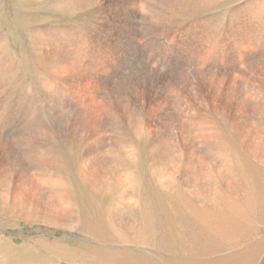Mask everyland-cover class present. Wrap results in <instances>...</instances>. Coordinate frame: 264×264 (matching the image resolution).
Instances as JSON below:
<instances>
[{"label":"rangeland","instance_id":"obj_1","mask_svg":"<svg viewBox=\"0 0 264 264\" xmlns=\"http://www.w3.org/2000/svg\"><path fill=\"white\" fill-rule=\"evenodd\" d=\"M144 1L145 0H140L139 2L138 0V3L136 4L141 5L146 10L144 5L147 1L145 2V4ZM241 1L217 0L214 5L210 7H204V10H202L203 7L199 5L200 2H194V0H185L186 3H184L188 6L189 9L183 7L185 9L184 13L180 12L179 9L167 15L165 11L163 12V14L166 16V18L160 21L154 20L145 11V14H143L142 16L143 29L145 30L141 31L139 39L140 41H142L141 43L145 45V43H148V41L150 40L151 34L155 36L161 33V37L153 41H162L163 43H167L169 33L175 31L174 28L176 26L174 27V25L178 26V23L179 25L185 23L183 26L191 25L193 28H195L194 25L197 24L201 30H206V27L208 28L210 25L213 24L212 36H215V38L217 37V35L219 37H224V35L228 31V28L231 27V32H234V35H236V32H241L244 35L246 30L248 33L244 36H246V39H248L247 43L250 44V49L254 50L256 48L254 46H257L262 42L256 40L255 35L251 34L252 30L248 31L245 26L246 23L248 24L251 18L253 19V17L249 14V10L247 11L246 3L250 0ZM132 2L133 0H128L125 3L119 0H0V67L3 69L0 71V85H2V81H5L3 83L5 89L0 87V134L4 137L7 136L10 141V145L18 151V154L15 157L11 158V160H8L5 157V154L0 152V254H3V256H0V261L15 258L20 261L18 262L19 264H103L95 263L94 260L93 262H90L88 260L90 258L88 256V252H90L92 249H95L98 251L101 250L110 252H115L116 250V253H118L120 258H123L122 256L126 257L128 254V256H133L135 260V263L133 264L147 263L150 254L146 251H153L154 256L152 254L150 255V258L153 259H150L149 262L156 261V263H161L160 258L158 257L159 251L164 256L165 253H163V249H165L167 244H169L171 241L170 236L167 237V235L170 234L168 231L169 228L167 227L166 223L168 222L170 224H174L175 222L178 223L177 221H179V223L180 221L183 222L180 223V229H183L182 232L184 233L185 237H183L185 241L183 240V238L181 239L183 240L182 243L185 244L186 249L188 248L187 251H185V254H187L189 257H192V260L194 259L196 261H199L200 258L209 259L211 253L215 252V254H213L212 256L215 255L214 257H218L219 262H221L223 261V259H229L230 256H239L242 253L239 251H241L243 247L250 243H255L257 241L259 242L261 241V239L264 242V164L257 165L254 163L251 166L250 162H247L245 160V162L239 160L238 163H235V165L232 167L233 170L229 171L226 176L212 177L211 173L212 175L215 174V168L210 163H204L200 165L202 167L196 173L189 171L187 173V176L183 175V173L180 171L173 172L171 175L172 182L170 183L168 174L171 171L166 167L167 164L172 162L168 158L179 156L180 147L181 150H183V158L185 161H187L189 145L187 146V141L185 139V137L187 136L185 134H182L181 137H178L177 139L175 137H170L168 143L159 144V133L161 125L158 121V118L155 119V121L157 120L158 122H152V120L149 118L151 116V112H153V99L156 97H160V95L157 94L158 89L153 91L152 93L150 89H148L149 93L153 95H150L143 90H141L140 92L139 101L136 103L134 109V116L141 123L143 128V134L136 135L132 131H128L130 134L128 132L125 133V135L128 137V142L125 141V143H131V146L126 148L127 150H132L133 154H131V160H126V158L125 160H122L124 157L125 150L119 148L118 146L114 147L115 153H111L114 156L112 157L113 162H111L112 167L114 169L112 170L114 175L116 171L119 172L122 168L130 167L129 169L132 171V175H130L128 179V186L129 188H131L128 192V198L132 199V203L129 205H125L121 202V199H119L121 186L120 182L117 179H114L115 182L113 183L115 184H113L111 181H104L101 178L100 174L99 177L101 182L103 184L105 183V187L102 188V190L97 185L95 187L92 182L87 181L89 179L84 175L85 170H83L82 166L84 165L85 161H88L92 157L91 151H93V149L89 148V138H87V136H84V138L81 139L78 136L76 137L75 135L72 136V134H65L61 132L65 129L68 123V121L65 119L71 115L73 109L78 108V104L73 101L75 95L80 92L96 94L102 84L100 85V82L97 77L93 78V76L87 77V79L89 78V80L91 81V85H87L86 83L83 85L81 83L85 82V76L61 79L53 75L50 70H47L44 67V65L45 61H47V59H45L46 54H51V51L53 50V48L48 46H51V44L55 43H53L52 41H47V46L46 40H42V38H39L40 35L36 34L35 32H40L42 30L44 34L48 31L51 32L48 36V39L50 40L53 39L57 33L65 32V34L67 33V35L63 36L65 38H69L68 40H65V44L68 43L66 47L70 48V51H66L67 53L65 55L63 53L64 56L69 55L70 53H74L75 55H84L85 44H88L87 46L91 48V53H98L94 52L92 47H95V49H98V51L103 50L101 53H103L105 59H100L102 61L101 71L105 69L103 61L105 63L113 64L114 67L112 66V69L115 68L114 70H116L117 68L119 69V66L121 65V60L116 59L117 56H115L113 53L108 55V49H114V47L118 45V41L121 40L120 33L122 29L116 35H114V30L119 24V20H121L119 18H123L126 16V14L132 12L131 8L135 4L134 2V4H132ZM189 2H191V4ZM220 5L223 6L220 7ZM77 9L81 10L79 11ZM181 14H183V16ZM169 21V26L165 27ZM149 22L154 24L150 26ZM261 22L260 24H262ZM201 23L203 25H201ZM156 27H158L157 30H152L153 28L156 29ZM215 31L218 32L216 33ZM257 34L261 33L257 32ZM146 35L148 36L147 39ZM37 36L39 39L37 38ZM205 36H208L206 32L201 35V37ZM72 37L73 41L71 40ZM35 41L38 43H36ZM42 42L45 45H41L43 48H41L40 46ZM71 43H73L74 46ZM38 44L39 46H37ZM69 44H71V47ZM72 46L74 48H72ZM99 47H103V49H100ZM34 50H38L37 52L40 53L39 56H41L42 59L40 58L39 61H37V59L35 58ZM253 53L254 52L252 51L250 54L246 55V57H248L246 58L248 61L246 60L245 65L247 63V66L249 64H255L260 59H264V53L260 54L259 52V55ZM227 55L229 59L228 61H230L229 64L231 67V71L233 72L234 70L236 74L237 68L241 65V63H236V61L238 60L236 59L238 52L230 50V53H228ZM109 57H113V61L110 60L111 62H108L106 58ZM150 57L151 55H148L150 63L154 64L156 62L155 65H160L155 58ZM215 58H212V61L209 65H219L221 57L215 55ZM141 62L146 63L147 59H143V61ZM9 65L15 68L12 74L7 68L9 67ZM199 67H201V65ZM45 69L47 71H45ZM105 70H107V68ZM231 71L229 70L230 74L233 75L234 72L232 73ZM114 74L115 73L112 72L111 75L108 76L109 78H106V75L101 76V78L105 77L104 79L109 82L116 81L119 83L120 77L114 76ZM6 77L7 79H5ZM250 82L257 83L255 79L251 80ZM46 83H57L63 91L68 90L67 87L73 89L72 85L78 86L79 88L76 94L73 92L69 95V92L66 91V94L68 95L67 97H65L61 93H56V96L54 98L55 103L51 105L49 103L50 101L47 95V89L45 85ZM24 94H26L25 96L28 97H24L23 99L26 98L27 100H29L30 103H27L29 105L28 110L27 108L25 109L24 103L22 101V97ZM204 99L206 101H211L213 99V96L205 93ZM202 102L205 103V101ZM211 104L213 105V103H210V105ZM22 105L24 109L23 107L21 108ZM60 108L64 109L62 110ZM254 112L258 114L259 109L256 108ZM26 114L29 115L27 116ZM146 115L148 117H146ZM53 116H57L58 118ZM60 120H64L62 126L60 124ZM244 123L247 124V121H244ZM29 126L31 128H29ZM125 129H127V125H120V131H125ZM40 130H46L48 131V133H45L44 135L40 134ZM224 130H226V128H224ZM224 130L220 129L218 130V132L220 134H223L226 139V135L228 134H225ZM115 131H117V129ZM26 132L28 135L26 134ZM29 134H31V136ZM33 135L35 136L34 139ZM24 136L25 138L28 137V139H25ZM63 137L66 140H64ZM49 138L51 139L49 140ZM36 141H39V143ZM122 141L124 140L122 139ZM31 142L33 143L31 144ZM18 143H21V145ZM228 145L229 147H233L230 146L233 145L232 143L227 144V146ZM205 146L206 144L202 145L201 151L206 153L202 159L208 156L207 153L210 152L211 154L209 155L208 160H211L213 158L215 160L214 151H217L218 149H207ZM118 151L123 153L120 154ZM102 152L105 153L104 150ZM108 159L106 158V161ZM205 160L209 162L207 159ZM98 161L101 162L103 160H100L99 158ZM95 162H97L95 158H93V160H90V163ZM19 163L22 164V167L19 166ZM197 164H199V162H197ZM96 165H98V162L96 163ZM253 171L256 172L253 173ZM201 173L205 175L201 177ZM254 174H256L255 176L258 178V180L260 179L261 181H257ZM163 175H165V178H163ZM54 176L56 178H65L66 184L63 182H56L55 184L54 180H56V178ZM224 177L225 179H223ZM231 179H233V181H231ZM18 180H20V182H18ZM45 180L53 181V186L49 188L45 186V189L39 188V185L37 184L42 183V181ZM28 181L30 182L27 183ZM227 182H230L232 185L229 189L225 188ZM19 183H22L21 187ZM24 183H26L27 185L25 184L23 186ZM63 184H65L66 186V192L64 194L65 201H69L73 205L68 208L63 205V202H59L60 195H63L64 192L62 186ZM130 184H133L132 186H134V188ZM190 185L195 188L197 192L196 197L199 198L201 194L206 196L207 207H209V200L212 199L210 193L216 195V198L220 203L219 207L221 209H225L228 206V201L239 200L238 202H242V197H236L237 195L251 196L250 199L252 201V206L250 207V209L252 210L250 211L249 215L245 218L248 223H250L251 212L253 210H257V212L254 217V224L253 226L249 224L248 229L244 233V239L242 242H236V240L230 237L232 234L224 235L218 232H213L212 234H210L208 229L204 232L203 235L195 239L194 235H188L189 231H195L194 224H190V213L193 215L195 211L202 209V205L199 199L192 200V198L189 196L188 186ZM261 186L263 188H261ZM248 187H251V193H249L250 190H248ZM58 188L62 189L59 190ZM132 189H134V191ZM2 191L5 192V197L1 195ZM16 192L18 194H21V196H19V199H16ZM242 192L243 194H239ZM28 193L29 195H27ZM45 194L46 196H44ZM36 198L38 200H35ZM47 198H50V203H52V205L47 203ZM143 199L145 201L147 200V202H145ZM144 203L146 204L144 205ZM257 205L258 207L254 209ZM52 208L55 210L53 211ZM166 212H171L172 214V219L170 221H163L160 219V217L165 215ZM147 216L151 217V220H148ZM121 217L132 220L133 231H131V233H127V231H118L119 235H116L115 237L112 234L108 235L109 231H106L107 233L101 239L103 243L98 239H95L94 236L91 237L87 234L88 230L85 229V227H98L99 231H101L103 229H106V218H109L106 220V222L108 223L107 225L109 227L112 219L114 221H116V219L121 220ZM154 218L156 220H154ZM160 220L166 222H162V228L158 227L160 226ZM66 221L70 223L67 226L68 228L65 225L67 223ZM152 221H154L153 223L156 224L155 227L158 225L157 228L151 227L158 237H156L157 240H147L148 245L145 248L140 247V245L139 248H137V246L133 243V234L140 231L141 227L143 226L142 224L151 223ZM185 221L187 223H185ZM184 223L186 224V226ZM72 224L74 226H72ZM123 225L125 227H128V224L126 223H123ZM109 230L111 231V229ZM199 231L200 228L196 225V232L198 233ZM160 232L164 235H162ZM166 232L168 234H166ZM158 234L160 237L158 236ZM175 236V238L177 239V235ZM112 238L116 241L118 240L119 242L117 241V244H113L115 240H113ZM111 240H113V242H111ZM121 241L123 243H126V245H128V248L126 247L124 249V247H120ZM200 241L202 242V246L200 244ZM127 242L130 243L127 244ZM142 243L145 244L146 240H142ZM239 243H242L243 247L242 244L240 245ZM150 244L154 246L150 247ZM259 244L264 246V243ZM239 245L241 246V248ZM162 246L164 247L162 248ZM14 247L16 249H14ZM193 247H195L196 249L194 250ZM215 247L217 248L214 249ZM197 248H199L200 250H198ZM186 249H177L175 252L177 253ZM201 249L203 252L201 251ZM6 251H8L9 254ZM67 251L69 253H67ZM243 251H245V249H243ZM21 252L22 256H25H23L24 260H21L23 258L21 256ZM143 254L145 256H143ZM64 256L67 259H64ZM33 257L36 259H33ZM138 257L140 258L138 259ZM27 259H30L31 262ZM97 259H101L98 253H96L95 255V261H97ZM86 260L87 263H85ZM136 261H139L140 263H136ZM258 264H264V253L262 255L261 261H259Z\"/></svg>","mask_w":264,"mask_h":264},{"label":"bare ground","instance_id":"obj_2","mask_svg":"<svg viewBox=\"0 0 264 264\" xmlns=\"http://www.w3.org/2000/svg\"><path fill=\"white\" fill-rule=\"evenodd\" d=\"M38 1H43V0H38ZM119 1H122L123 3H125L128 0H119ZM195 1L200 2L199 5L201 7H203L202 10H204V7H210V6L214 5L217 0H202V1L201 0H194V2ZM239 1H241V0H239ZM259 1L260 0H250L246 3L247 4V11L249 10V14L253 17V19L251 18L249 22L247 21L248 24L246 23L245 26H246L248 31L252 30L251 34L255 35L256 40L263 43L264 42V26H263L264 25V1L263 0H261L263 2H261V1L259 2ZM133 2H132V4H134V6L131 8L132 12H130L129 14H126V16L123 18H119L121 20H119V24L117 25V27L114 30V35H116L122 29L121 33H120V37H121L120 39L121 40L118 41V45H116L114 47V49H111L110 48L111 46L109 47L110 49H108V55L113 53L115 56H117L116 59L121 60V63H120L121 65L119 66V69L117 68L116 70H114L115 68L112 69L113 64L105 63L103 61V65H104L105 69L107 68V70L104 69L101 71V62L102 61L100 59L104 58L103 53H101L103 50L98 51V49L96 50L95 47L94 48L92 47L94 52H98V53H91L92 51H91V48L87 46L88 44L87 45L85 44L84 55H81V54L75 55L74 53L68 52L70 54L64 56L67 53L66 51H70V48L66 47L68 43L65 44V40L69 39V38H65L63 36V35H65V36L67 35V33L65 34V32L64 33H57L56 36L51 40L48 39V36L50 35L51 32L48 31L49 33L47 32L45 34H44L43 30L40 32H35L36 34L40 35L39 38H42V40H46V44H47V41H52L53 43H55V44H51V46H48V44H47V46L53 48V50L51 51V54H46V58L43 56L45 59H47V61H45L44 67L47 70H50V72H52L53 75H55L61 79L72 78V77L77 78L80 76H85V78H84L85 82L81 83L83 85L85 83L87 85H91V81L89 80V78L87 79V77L93 76V78L97 77V79L100 82V85L101 84L103 85V86L102 85L100 86L99 91L96 94L84 93V92L77 93V90L79 87L75 86V85H72L73 89H70L67 87L68 90H66L69 92V95L73 92L75 94L77 93L75 95V97L73 98V101L78 104V108L73 109L71 115L65 119L68 121V123H67V126L65 127V129L61 133H65V134L69 133V134H72V136L75 135L76 137L78 136L81 139L84 138V136H87V138H89V140H88L89 148L93 149V151H91L92 157L88 161H85L84 165L82 166L83 170H85L84 175L89 179L87 181L92 182V184L95 187L97 185L102 190V188L105 187V183L103 184L101 182L100 177H99L100 174H101V178L104 181H109V182L111 181L113 183V182H115L114 179H117L120 182V186H121V192H120V198L119 199H121V202L124 203L125 205H129L132 203V201H131L132 199L128 198V194H129L128 192L131 189L128 186V184H129L128 179H129L130 175H132V171L129 169L130 167L127 165L129 168H122V169H120L119 172L116 171L115 175H114L112 172V170H114V169H113L112 163H111V162H113L112 157H114V156L111 153L112 152L115 153L114 147L118 146L119 148L125 150L124 157L122 160H125V158H126V160L127 159L131 160V154H133L132 150L126 149V148L131 146V143H125V141L128 142V137L125 135V133H127L128 131L129 132L132 131L136 135L143 134L142 125L139 122V120L134 116V111H135L134 109H135L136 103L139 101V96H140L141 90L146 91L148 94H150L148 89H150L151 93L158 89L157 94L160 95L159 98L156 97L153 99V101H152L153 112H151V114H150L151 116L149 117L152 120V122H156L157 120L155 121V119L158 118V121L161 125V127L159 126L160 127V133H159L160 134L159 135L160 136V142H159V144L168 143L170 137H175L177 139L178 137H181L182 134H185L187 136V137H185V139L187 141V146L189 145L188 160L187 161L184 160L183 150H181L180 147H179V156L168 158L172 162V163L167 164V167H166L167 169H169L171 171L168 174V178H169L170 183L172 182L171 181V175L173 172H179L180 171L183 173V175L187 176V173L189 171L196 173L202 167L200 165H202L204 163H210L215 168V174L212 175V173H211L212 177L213 176L214 177L226 176V174L229 171L233 170L232 167L235 165V163H238L239 160L240 161L245 160L247 162H250L251 166L254 163L257 165L264 164V59L261 57L262 59H260L257 63L249 64L248 66H247V64H248L247 63L245 65V62L247 60L246 58H248V57H246V55L250 54L252 51L258 55H259V52H260V54L264 53V43L263 44L260 43L259 45L254 46L256 48L254 50H252L249 47L250 44L247 43L248 39H246V36H244L245 34L248 33L246 30H245L244 35L241 32H236V35H234V32H231L232 27L230 26L231 28H228V31L224 35V37H219L217 35V37L215 38V36H212V32H213L212 25L213 24L210 25L208 28L205 26L206 30L205 29L201 30L197 24L194 25L195 28H193L191 25L183 26L185 23L182 25H179V23H178V26L174 25V27L176 26L174 28L175 31L169 33L167 43H163L162 41H153V40L161 37L162 34L160 33V34L155 35V36H153L151 34L150 40L148 41V43L146 42L147 44L145 43V45H143L141 43L142 41H140L139 37H140L141 31L145 30V29H143V24H142L143 23L142 22V16H143V14H145V11L150 15L151 18H153L154 20L160 21V20L166 18V16L163 14V12L166 11V15H167L169 13H172L175 10L177 11L180 9V12L184 13L185 9L183 7L188 8V6L185 4L186 3L185 0H145L144 1V4L146 2V4L144 5L146 8V10H145L141 5L136 4V3H138V0H133ZM139 2H140V0H139ZM221 2H223V1H221ZM241 2H243V1H241ZM73 3H75V2H73ZM189 3L191 4V2H189ZM189 3H188V5H189ZM67 6H68V4H67ZM221 6H223V5H220V7ZM243 8H244V6H243ZM77 10H79V9H77ZM68 12H69V10H68ZM112 12H114V11H112ZM180 12H179V14H180ZM181 15L183 16V14H181ZM98 17H100V16H98ZM244 19H246V18H244ZM95 20H97V19H95ZM144 21H146V20H144ZM100 22H101V20H100ZM260 22L262 24H260ZM169 23H170V21L166 24L165 27H168ZM232 23H233V21H232ZM152 24H154V23L149 22L150 26ZM157 24H159V23H157ZM192 24H193V22H192ZM201 25H203V24L201 23ZM26 26H25V28H26ZM178 27H181V28H178ZM157 28L158 27H156V29L153 28L152 30H157ZM215 30H217V29H215ZM57 32H58V30H57ZM205 32L208 34V36L201 37V35ZM257 32L261 33V34H257ZM101 34H102V32H101ZM213 35H214V33H213ZM147 37L148 36L146 35V39H147ZM32 38H33V36H32ZM37 38H38V36H37ZM71 40L73 41V37L71 38ZM141 40H143V39H141ZM40 42H41V40H40ZM36 43H38V42H36ZM71 44L73 45V43H71ZM71 44H69L70 47H71ZM41 45L45 46L43 42H42V44H40V46ZM100 45H101V43H100ZM37 46H39V44ZM42 46H41V48H43ZM73 46H72V48H74ZM99 48L103 49V47H99ZM181 48H183L184 50ZM79 50H80V48H79ZM230 50H234V51L238 52V55L236 58L238 60L236 61V63L237 62L241 63V65L236 70V72H237L236 74H235V71L233 70V72H234L233 75H231L229 72V70L231 71V67L229 64L230 61H228L229 59H228L227 54L230 53ZM34 51H35V58L37 59V61H39L41 58V56H39L40 53L37 52L38 50L37 51L34 50ZM42 53H43V51H42ZM63 53H64V55H63ZM60 55H63V56H60ZM148 55H151L150 58H155L156 61H158V63L160 65L159 66L155 65L156 62L154 64L150 63ZM215 55H218L219 57H221V61H220L219 65H213V64L209 65L212 61V58L213 59L215 58ZM143 59H147V62L142 63L141 61H143ZM106 60H108V62L110 60L113 61V57L112 58L111 57L106 58ZM250 61H252V60H250ZM42 63H43V61H42ZM242 63H244V64H242ZM200 65H201V67H199ZM7 68L9 69V72L11 74H12V72H14L15 68L13 66L9 65V67H7ZM46 69H45V71H47ZM1 70H3V69L0 67V71ZM112 72L115 73L114 76L120 77L119 83L116 81L109 82V81L104 79L105 77L101 78V76H104V75L107 76L106 78H109L108 76H110ZM228 72H229V74H228ZM49 75H51V74H49ZM122 75H123V77H122ZM5 79H7V77ZM253 79H255L257 81V83H251L250 81ZM4 82L5 81H2V85H0V87L5 89V87L3 85ZM45 85H46V89H47V95H48L49 101H50L49 103L51 105H53L55 103L54 98L56 96L55 95L56 93L57 94L61 93L65 97L68 96L66 94V91H63L57 83H54V84L46 83ZM22 90H24V89H22ZM205 93L213 96V99L211 101L210 100L206 101L204 99ZM245 93H247V94H245ZM25 95L26 94L23 95L22 101L24 103L25 109L27 108V110H28V108H29L28 104H30V103H29V100H27L26 98L23 99L24 97H28ZM150 95H153V94H150ZM100 97H102V98H100ZM151 97H153V96H151ZM145 100H146V98H145ZM202 101H205V103H203ZM210 103H213V105L211 104L212 105L211 106ZM19 106H20V104H19ZM64 106H66V105H64ZM22 107H23V105L21 106V108ZM24 107H23V109H24ZM3 108H5V107H3ZM256 108L259 109L258 114L254 112V110ZM60 109H62V108H60ZM65 112H64V114H65ZM52 114H54V113H52ZM56 114H58V113H56ZM24 117H26V116H24ZM32 117H30V118H32ZM53 117L58 118L57 116H53ZM146 117H148V116L146 115ZM32 121H34V120H32ZM140 121H142V120H140ZM244 121H247V124H245ZM63 123H64V120L61 121V123H60L61 126L63 125ZM120 125H122V126L127 125V129H125V131H120ZM31 126H32V124H31ZM117 126H118V128H117ZM29 128H31V127L29 126ZM224 128H226V130H224ZM116 129H117V131H115ZM220 129L224 130L225 134H228V135H226L227 140L225 139L223 134H220L218 132V130H220ZM22 131H23V129H22ZM28 132H31V131H28ZM39 133L44 135L45 133H48V131L40 130ZM18 134H20V133H18ZM26 134H27V132H26ZM29 135L31 136V134H29ZM34 137L35 136L33 135V139H34ZM24 138H25V136H24ZM25 139H28V137ZM29 139H30V137H29ZM50 139L51 138H49V140ZM122 139L124 141H122ZM35 140H36V138H35ZM64 140H66V139L64 138ZM36 142L39 143V141H36ZM32 143L33 142H31V144ZM64 143H65V141H64ZM230 143L233 144V145H230L233 147H229V145L227 146V144H230ZM18 144L21 145V143H18ZM203 144H206L205 147L207 149L208 148L209 149L210 148L218 149L217 151H214L215 160H214V158L211 160H208L209 155L211 154L210 152L207 153L208 156H206L204 159H202L206 154V153L201 151ZM17 148H19V147H17ZM228 148H230V149H228ZM103 150L105 151V153L102 152ZM0 152L4 153L5 157L8 160H11V158L15 157L18 154L17 149H15L13 146L10 145V141H9L8 137L7 136L4 137L1 134H0ZM119 153L122 154L123 152H119ZM93 158L96 159V161L98 162V165H96L97 162L90 163V160H93ZM99 158H100V160H103V161L99 162L98 161ZM106 158L107 159L109 158V159L106 161ZM200 159H202V160H200ZM205 159H207L209 162H207ZM179 161H180V163H179ZM197 162H199V164H197ZM123 165H124V163H123ZM19 166L22 167V164L19 163ZM229 166H230V168H229ZM115 167H116V165H115ZM22 170H24V169H22ZM254 172H256V171H253V173ZM256 174H254V176ZM204 175L205 174H203V173L200 174L201 177ZM261 175H263V174H261ZM234 177H236V176H234ZM163 178H165V175H163ZM28 179H30V178H28ZM223 179H225V177ZM256 179H257V181H261L260 179L258 180L257 177H256ZM26 181H27V179H26ZM231 181H233V179H231ZM18 182H20V180H18ZM18 182H17V185H18ZM29 182L30 181H28L27 183H29ZM54 182H55V184H56V182H63L66 184L65 178L57 177L56 180H54ZM54 182L51 180H45V181H42V183H38L37 185H39L38 186L39 188L45 189V186L48 188L52 187ZM1 183H3V182H1ZM21 184H20V187L22 186ZM25 184L26 183H24L23 186ZM30 184H28V185H30ZM65 184L62 185L64 192H63V195H60L59 202H63L64 203L63 205L66 206V208H68V207H71L73 205L69 201H67V202L65 201V196H64V194L66 192ZM113 184H115V183H113ZM4 185H2V186H4ZM256 185H258V184H256ZM231 186H232L231 183L227 182V185L225 186V188L229 189ZM7 187H8V184H7ZM58 187H60V186H58ZM132 187L134 188V186H132ZM188 187H189L188 194L192 198V200H194V199L198 200L199 199V201L201 202V205H202V207H201L202 209L195 211L193 215L190 213V217H191L189 219L190 224H194L195 231H189L188 235L189 236L194 235V239H195V238L203 235L204 232L208 229L210 234H212L213 232H218V233H221L224 235H231L232 234L230 237H232L234 240H236V242H242L244 239V233L248 229L249 224L251 226H253L254 221H255L254 217H255V214L257 212V210H253L251 212L250 223H248L245 218L249 215L250 211L252 210V209H250V207L252 206V201L250 199L251 196H249V195H237L236 197H242V200H243L242 202H238L239 200L228 201V206L225 209H221L219 207L220 203L218 202L215 194L210 193L212 199L209 200V203H208L209 207H207L206 206V203H207L206 202V196L201 194L200 197L198 198V197H196L197 192H196L195 188L192 185H190ZM261 188H263V187L261 186ZM2 189H3V187H2ZM61 189H59V190H61ZM14 190H17V189H14ZM132 190L134 191V189H132ZM245 190H246V188H245ZM248 190H250L249 193H251V187H248ZM12 191H13V189H12ZM85 193H86V191H85ZM239 194H243V192L239 193ZM1 195L5 197V192L2 191ZM16 195H17L16 199H19V196H21V194H18L17 192H16ZM27 195H29V193ZM44 196H46V194ZM44 196H43V199H44ZM118 197H119V195H118ZM134 197H135V195H134ZM35 200H38V199L36 198ZM46 200H47L48 204L52 205V203H50V201H51L50 198H47ZM145 202H147V200ZM2 203H3V201H2ZM40 203H41V201H40ZM145 204L146 203H144V205ZM261 204H262V201H261ZM180 205H181V203H180ZM12 206H13V203H12ZM18 206H19V204H18ZM53 206H54V204H53ZM60 206H61V204H60ZM4 207H5V204H4ZM56 207H58V206H56ZM183 207H185V206H183ZM244 207H246V208H244ZM257 207H258V205L254 209H256ZM45 208H46V206H45ZM54 210L55 209H53V211ZM48 211H49V209H48ZM14 213H15V211H14ZM158 217H160V216H158ZM107 219H109V218H106V220ZM114 219H115V217H114ZM147 219L151 220V217L147 216ZM160 219L163 221H170L172 219L171 212H166L165 215L160 217ZM106 220H105L106 229L99 231L98 227L94 228L91 226H87V227H85V229L88 230L87 234L90 235L91 237L94 236L95 239H98L99 241H101L103 236L107 233L106 231H109L108 235L112 234L115 237H116V235H119L118 231H121V232L127 231V233H131V231H133L132 220H129V219H126L123 217H121V220L116 219V221H114L112 219L109 227L107 225L108 223L106 222ZM154 220H156V219L154 218ZM161 220L159 221L160 226L157 225L159 228L163 227L162 226L163 221H161ZM153 222L154 221H152L151 223L142 224L143 226L141 227L140 231L133 234V236H132L133 243L137 246V248H139V245H140V247L145 248L148 245L147 240L148 241H156L157 240L158 237L152 229L156 225ZM177 222L178 223L175 222L176 224L174 222H173L174 224H172V223L170 224L168 222L167 223L163 222V223H166L167 227L169 228L168 231H169L170 235H167V237L170 236V239L172 242L171 241H170V243L168 242L169 244H167L166 248L163 249V251H164L163 253H165L164 256L159 251L158 257L160 258L161 263H156V261H154V260H153L154 262H149L150 259L151 260L153 259V258H150V255L151 254L153 255V251L148 252V251L142 249V250H144L150 254L148 260L144 257L147 260V263H143V264H258L259 261H261L262 255L264 253V246L260 245L259 243H264L262 241V239L259 242L257 241L255 243H250V244L246 245L245 247H243L242 243H239L240 245L242 244V247H243L242 250L239 251V252H242L241 253L242 255L238 254L239 256H233V257L230 256L229 259L228 258L223 259V261H221V262H219L218 257H214L215 255L212 256L213 254H215V252L211 253L212 250L210 252L211 256L209 259L200 258L199 261H196L194 259L192 260V257H189L187 254H185V251H187L188 248L186 249L185 244L182 243V241L184 240L185 237H184V233L182 232L183 229L182 230L180 229V223H183V222H181V221H180V223H179V221H177ZM123 223L128 224V227H125L123 225ZM185 223H187V222L185 221ZM62 224H63V222H62ZM68 224H70V223L67 222L65 224L66 227L68 226ZM195 224L197 225V227L200 228V231L198 233L196 232V225ZM72 226H74V225L72 224ZM157 226L155 228H157ZM185 226H186V224H185ZM109 229H111V231ZM248 231H250V230H248ZM184 232H185V230H184ZM173 233H175V234H173ZM166 234H168V233L166 232ZM162 235H164V234H162ZM175 235H177L178 240L175 238L176 237ZM158 236H159V234H158ZM219 236H220V234H219ZM161 238H160V241H161ZM182 238H183V240H181ZM253 239H254V237H253ZM113 240H115V239H113ZM113 240H111V242H113ZM142 240H146V243L145 244L142 243ZM117 241L115 240V242L113 244H117L119 242V241L118 242ZM101 242L103 243V241H101ZM163 242H165V241H163ZM129 243L130 242H127V244H129ZM152 244H150L149 246L153 247L154 245H152ZM160 244H161V242H160ZM200 244L202 246L201 241H200ZM210 246H211V244H210ZM120 247H124V249H125L126 247L128 248V245H126V243H123L121 241ZM163 247L164 246H162V248ZM196 247H198V246H196ZM182 248L186 249V250H183V251H180L177 253L175 252L177 249H182ZM189 248H190V246H189ZM193 248H194V250L196 249L195 247H193ZM216 248L217 247H215L214 249H216ZM237 248H238V246H237ZM240 248H241V246H240ZM14 249H16V248L14 247ZM197 249L200 250L199 248H197ZM243 249H245V251H243ZM2 250H4V249H2ZM201 251H202V249H201ZM6 252H8V251H6ZM67 253H69V252L67 251ZM96 253H98L100 258H101V259H97V261H95ZM8 254H9V252H8ZM121 254H122V252H121ZM136 255H138V254H136ZM203 255H204V253H203ZM205 255H209V254H205ZM0 256H3V254L2 255L0 254ZM6 256H4V257H6ZM21 256H22V252H21ZM88 256L91 258V259L89 258L88 260L90 262H93V260H94L95 263H103V264H133V263H135L133 256H128V254H127L126 257L122 256L123 258H120L118 253H116V250H115V252H112V251L110 252V251H101V250L98 251V250L92 249L90 252H88ZM143 256H145V255L143 254ZM24 257L21 260H24ZM139 258L140 257H138V259ZM14 259H5V261H0V264H19L18 262H20V261L18 259H15V260ZM33 259H36V258L33 257ZM64 259H67V258L65 257ZM27 260H30V259H27ZM30 262H31V260H30ZM85 263H87V260L85 261ZM136 263H140V262L136 261Z\"/></svg>","mask_w":264,"mask_h":264}]
</instances>
